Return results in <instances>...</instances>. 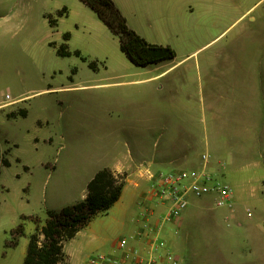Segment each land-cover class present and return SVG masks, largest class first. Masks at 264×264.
Segmentation results:
<instances>
[{
	"label": "rangeland",
	"instance_id": "obj_1",
	"mask_svg": "<svg viewBox=\"0 0 264 264\" xmlns=\"http://www.w3.org/2000/svg\"><path fill=\"white\" fill-rule=\"evenodd\" d=\"M112 1L117 3L131 30L146 43L169 47L177 59L196 49L191 47V42L178 41L164 29L168 21L164 23L162 11L157 9L160 4L144 2L137 9L134 0ZM250 7V17L199 53L200 57H210V63H215L219 72H223L224 63L231 62L234 73H238V62L243 61V41L249 37L256 42L259 37H264L253 21L264 9V0H254ZM63 9L67 11L66 16L57 18V13ZM48 16L57 19L55 28L49 26ZM64 34L69 35L66 42ZM62 44L69 56L57 54ZM223 48L230 61H226L224 53L216 58L215 54ZM116 54L122 55L117 38L81 0H0V102L4 101L0 108V154L9 162L8 167L0 169V264H23L26 244L34 226H43L46 212L60 204L64 193L75 186L73 171L82 168L90 150L88 141L92 137L86 122L88 115L110 101H120L130 109L139 101H150L146 105L150 112L152 109L161 112L166 110V105L168 107L161 91L137 90L124 85L105 86L114 81L111 77L114 76L112 65L116 63ZM256 55L257 52L250 65L255 80L248 87L247 83L220 82L224 86L215 98L220 108L234 102L237 92L242 93L243 89L258 103H264V61H256ZM89 63H93L91 68ZM174 75L178 86L183 81L188 83L179 70ZM231 92L236 93L234 98H231ZM178 94V90L172 94L171 118L180 116V108L186 113L187 124H191L186 139L193 145L195 162L188 170L199 169L202 155L209 156L208 168L230 189L234 211L230 214L226 208H216L214 197H205L208 203L202 213L190 206V214L181 216L177 233L173 225H164L171 231L168 241L173 245L172 253L178 264L185 259L187 264H224V253L234 249L233 243L227 241L231 239L229 236L237 235L242 239L258 224L264 229V108L251 119L248 116L243 126V132L246 130L248 135L233 136L229 140L233 158L231 170L217 173L218 154L204 134L208 125L205 112L203 120L198 113L201 102L205 111L212 99L194 91L187 92L185 97ZM6 95L11 99L6 100ZM19 96L24 99L9 105ZM23 111L25 117L20 115ZM256 116L257 130L252 131L251 124L256 122ZM232 130H238V126H233ZM117 136L122 146L127 144L132 149L129 132L121 130ZM167 140V134L162 130L149 136V141L155 143L158 150ZM243 147H253L256 155H252V159L249 153L242 156L239 150ZM129 187L133 188L131 182ZM140 215L138 205L121 203L96 216L83 230L85 236L90 235L101 242L91 257H121L122 251L116 244L126 240L128 247L134 245L131 238L143 223ZM21 217L29 219L22 221ZM203 218L212 220V225L199 224L198 220ZM21 223L24 235L15 247L6 248L11 232ZM216 236L220 238L219 243L213 241Z\"/></svg>",
	"mask_w": 264,
	"mask_h": 264
},
{
	"label": "crops",
	"instance_id": "obj_2",
	"mask_svg": "<svg viewBox=\"0 0 264 264\" xmlns=\"http://www.w3.org/2000/svg\"><path fill=\"white\" fill-rule=\"evenodd\" d=\"M134 1L137 9L144 2L160 4L157 9L162 11L164 23L168 21L164 29L175 36L178 41L191 42L193 44L191 47L196 49L190 53L182 54L179 59L175 55L173 60L140 69L133 66L124 54H116V63L112 65V74L114 76L111 77L114 81L110 84H105V86L124 85L136 87L137 90L148 88L161 91L163 102L165 98L168 107L166 105V110L163 109L161 112L153 109L150 112L148 106H146L150 101L147 103L139 101L132 109L126 108L120 101H110L105 102V104L88 115L86 122L91 130L90 137H92L88 141L90 150L84 157L85 161L82 168L73 171V177L76 179L75 186L64 193L60 204L50 208L52 211L75 205L84 200L88 183L99 171L109 169L116 177H125L120 199L114 206L121 203L126 206L133 204L135 206L136 204L141 209L142 226L147 219L150 224H154L160 219L161 214L164 213L165 206L156 205L151 200L149 196L151 184L144 175V166L149 167L153 172L188 170V167L195 162L192 155L193 145L191 141L186 139L191 124H187L185 121L187 117L185 111L179 108L178 113L180 116L171 118L172 94L178 90V95L185 97L187 92L194 91L201 97L205 95L207 99H212L208 102L205 111L202 105L203 102H201L198 113L201 115V120H203V113L205 112L208 125L204 134L206 140L218 154L216 160L218 161L217 173L231 170L233 158L231 157L232 151L229 140L233 136L245 137L248 135L246 130L243 132V126L248 116L251 119L252 115H258L264 108V103H258L257 99H252L251 94L245 89H243L242 93L231 92V98H234L235 94L237 98L235 97L234 102H228L224 107L220 108L219 103L215 100L219 89L224 86L220 85V82L243 83L244 85L247 83L248 87L249 83L255 80L250 65L256 52V61H264V37H259L256 42H252L249 37L243 41L241 45L243 61L242 63L238 62V73H234V64L231 62L224 63L223 72H219L217 65L210 63V57H200L202 50L208 45L229 30H232L242 20L250 17L252 9L250 5L254 0ZM115 5L119 9L117 3ZM172 5H175V7H172ZM63 10L65 11L64 16H66L67 11L66 9ZM97 20L99 19L97 18ZM253 21L260 27L261 34H264V9L259 12ZM127 24L129 29H131L128 21ZM225 52L226 49L223 48L215 54L216 58L224 53L226 61H230V56L228 53L225 54ZM185 61L193 62L184 63ZM140 70L144 71L139 72ZM177 70H179L180 75H183L188 80V83L183 81L178 86L177 76L174 75ZM23 99L19 96L16 100H12L9 105L13 106ZM111 99L113 98L111 97ZM2 103L4 101L0 102V108ZM195 113H197V109ZM192 115L188 117L191 119ZM255 121L251 124L252 131L257 130V116ZM235 125L238 126V130H232ZM121 130H126L130 133L131 150L127 144L122 146L121 142L116 139L118 137L117 132ZM156 130L166 132L168 137V140L159 150L155 143L149 141V136ZM239 153L244 157L249 153L251 159L252 155H256L253 147H243L239 150ZM129 182L133 185L131 189ZM206 202L208 203V198L192 199L182 216L186 217L190 214L188 213L190 206L194 210L200 211L199 213L201 214L205 209ZM226 209L229 210L230 214H233V206L231 209ZM181 221L180 219L177 224H171L176 228L174 229L175 233L181 227ZM198 222L199 224L204 223L207 225H212L213 223L212 220L207 218L200 219ZM35 229L36 225L33 232ZM83 230L85 228L64 244V259L60 263L86 264L91 257V253L100 248L101 242L90 235L85 236ZM32 233L29 234V237ZM160 236L168 241L171 236L170 229L163 226ZM218 237L216 236L213 241L219 243L220 238ZM229 238L231 239L227 241L233 243L234 249L233 251L229 249L227 253L225 252V257L222 251L224 264H264V229L259 224L249 229L242 239L240 236L237 237V235L229 236ZM139 244V242H134L132 248H137ZM27 245L28 243L26 248ZM167 245L172 252L173 245L169 241ZM179 264H187V259L180 261Z\"/></svg>",
	"mask_w": 264,
	"mask_h": 264
},
{
	"label": "trees",
	"instance_id": "obj_3",
	"mask_svg": "<svg viewBox=\"0 0 264 264\" xmlns=\"http://www.w3.org/2000/svg\"><path fill=\"white\" fill-rule=\"evenodd\" d=\"M97 16L119 42L122 54L137 68H147L174 59V52L168 47L153 46L146 43L127 26L126 19L112 0H81ZM64 10L57 13V18L64 16ZM48 24L55 28L57 19L47 17ZM69 35L64 34V41ZM57 54L62 57L70 53L62 44ZM80 56L79 53H76ZM85 60V59H83ZM93 63H89L91 68ZM22 117L26 112L20 113ZM9 166L5 155L0 154V169ZM125 177H116L109 169L99 171L88 183L86 197L81 202L62 208L60 211H47L44 225L36 227L29 237L23 264H59L64 259L63 246L98 215L107 213L120 199ZM21 217L22 221L28 220ZM24 235L23 224H19L11 232V240L5 247L17 245L18 239Z\"/></svg>",
	"mask_w": 264,
	"mask_h": 264
},
{
	"label": "built area",
	"instance_id": "obj_4",
	"mask_svg": "<svg viewBox=\"0 0 264 264\" xmlns=\"http://www.w3.org/2000/svg\"><path fill=\"white\" fill-rule=\"evenodd\" d=\"M9 99L7 95L6 100ZM201 160L202 166L197 170L153 172L144 166V175L151 184L149 196L156 205L165 206L164 213L154 224H150L147 219L131 238L140 243L137 248L128 247L127 241L121 240L117 243V249L122 251L120 258L95 256L86 264H178L166 241L160 236L163 226L177 224L191 198L213 196L216 208H232L231 191L210 172L209 156L202 155Z\"/></svg>",
	"mask_w": 264,
	"mask_h": 264
}]
</instances>
